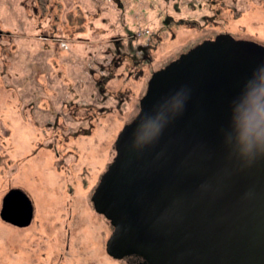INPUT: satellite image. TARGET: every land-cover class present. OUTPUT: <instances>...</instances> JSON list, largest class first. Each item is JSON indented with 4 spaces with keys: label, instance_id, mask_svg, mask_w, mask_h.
Returning a JSON list of instances; mask_svg holds the SVG:
<instances>
[{
    "label": "rangeland",
    "instance_id": "obj_1",
    "mask_svg": "<svg viewBox=\"0 0 264 264\" xmlns=\"http://www.w3.org/2000/svg\"><path fill=\"white\" fill-rule=\"evenodd\" d=\"M222 33L264 45V0H0V208H35L0 264H127L91 196L152 74Z\"/></svg>",
    "mask_w": 264,
    "mask_h": 264
},
{
    "label": "water",
    "instance_id": "obj_2",
    "mask_svg": "<svg viewBox=\"0 0 264 264\" xmlns=\"http://www.w3.org/2000/svg\"><path fill=\"white\" fill-rule=\"evenodd\" d=\"M264 76V45L229 33L205 40L154 72L137 116L91 201L113 227L115 259L142 264H264V150H246L235 110ZM161 134L143 138L149 120ZM0 218L25 228L34 205L19 188Z\"/></svg>",
    "mask_w": 264,
    "mask_h": 264
},
{
    "label": "clouds",
    "instance_id": "obj_3",
    "mask_svg": "<svg viewBox=\"0 0 264 264\" xmlns=\"http://www.w3.org/2000/svg\"><path fill=\"white\" fill-rule=\"evenodd\" d=\"M235 113L237 136L245 149L264 150V76L255 83L250 80L246 84ZM162 128L158 119L149 120L143 126V138L150 139L161 134Z\"/></svg>",
    "mask_w": 264,
    "mask_h": 264
},
{
    "label": "flooded vegetation",
    "instance_id": "obj_4",
    "mask_svg": "<svg viewBox=\"0 0 264 264\" xmlns=\"http://www.w3.org/2000/svg\"><path fill=\"white\" fill-rule=\"evenodd\" d=\"M95 210V209H94ZM96 212V211H95ZM106 249V244H105V248H104V251ZM107 252V251H106ZM106 254V253H105ZM108 254V253H107ZM106 254V255H107ZM109 257H111L109 254L107 255ZM117 260H124L125 263L127 264H142V259L140 257H137V256H128V257H125L123 259H117ZM95 262H97L96 264H101V262L99 260H95ZM94 262V263H95ZM99 262V263H98Z\"/></svg>",
    "mask_w": 264,
    "mask_h": 264
},
{
    "label": "crops",
    "instance_id": "obj_5",
    "mask_svg": "<svg viewBox=\"0 0 264 264\" xmlns=\"http://www.w3.org/2000/svg\"><path fill=\"white\" fill-rule=\"evenodd\" d=\"M34 218H35V208H34ZM34 218H33V220H34ZM32 222H33V221H32ZM31 224H32V223H31ZM29 226H30V225H29ZM29 226H28V227H29ZM17 228H19V227H17ZM25 228H26V227H25Z\"/></svg>",
    "mask_w": 264,
    "mask_h": 264
},
{
    "label": "built area",
    "instance_id": "obj_6",
    "mask_svg": "<svg viewBox=\"0 0 264 264\" xmlns=\"http://www.w3.org/2000/svg\"><path fill=\"white\" fill-rule=\"evenodd\" d=\"M141 34H146V33H142V31L138 32V36L141 35Z\"/></svg>",
    "mask_w": 264,
    "mask_h": 264
}]
</instances>
